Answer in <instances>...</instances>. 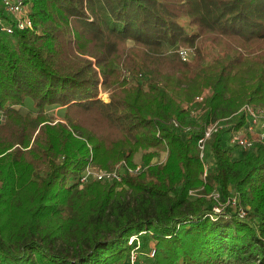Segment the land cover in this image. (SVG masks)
Listing matches in <instances>:
<instances>
[{
	"label": "trees",
	"instance_id": "trees-1",
	"mask_svg": "<svg viewBox=\"0 0 264 264\" xmlns=\"http://www.w3.org/2000/svg\"><path fill=\"white\" fill-rule=\"evenodd\" d=\"M24 2L33 28L0 30V264H130L137 242L151 264H264V145L235 155L240 117L198 146L245 65L264 102V0ZM175 79L213 91L187 132Z\"/></svg>",
	"mask_w": 264,
	"mask_h": 264
},
{
	"label": "rangeland",
	"instance_id": "rangeland-1",
	"mask_svg": "<svg viewBox=\"0 0 264 264\" xmlns=\"http://www.w3.org/2000/svg\"><path fill=\"white\" fill-rule=\"evenodd\" d=\"M24 1V0H23ZM30 6V3L28 4ZM30 12V11H29ZM207 53H208V63H213V61L218 57L219 52L214 45H208L207 47ZM190 54V52H189ZM190 56V55H189ZM258 72V68L252 67L251 65H245L239 72V77L237 80H232L230 86L227 88L226 94L221 97L217 98V102L214 103L215 111H218V116L215 119H210L208 123L204 124H211V125H216L218 126V130H222L225 128L231 127L233 124H236L242 117L244 119V125L242 127L236 128L238 131L231 129L229 131V134L231 132H241L245 133L244 130H246L247 125H249L248 118L246 116L250 115L251 109L255 111V116L260 117L259 120H263L264 117V102H251L248 103L246 102L247 99V88L245 86L247 84H250V82L253 81V78ZM200 82V81H199ZM171 84L174 87V91L176 92V96L180 98H187V100L183 101L181 104L183 108L188 111L187 118L185 121L181 120H175V124L183 129L184 131L190 130V128H194L193 126L195 125V121H201L202 116L207 112V110L210 108V105L208 104V99L213 96V91L210 88V86L207 84L205 86V89L203 92H199L198 87H200L198 82H181L179 79H175L171 82ZM202 84V83H201ZM203 85V84H202ZM103 99L108 98V93L104 92L100 95ZM151 96L148 95L147 98H150ZM152 101L148 102L146 104L147 106L150 105ZM55 115L57 116V110L55 111ZM59 119V117L57 116ZM264 122V120H263ZM262 122V123H263ZM263 125V124H262ZM255 129V128H254ZM217 130V131H218ZM257 132H259V128H256ZM237 149V147H236ZM242 150L237 149L235 151V155L238 156L242 154ZM141 159H142V153L139 152L135 154L134 157V164L136 165V168L138 166L141 167ZM207 164V163H206ZM89 170L93 174H99L100 172H107V171H117L121 165H117L115 168H106L102 169L101 167H98L94 164H91L89 166ZM132 168V167H131ZM139 170L137 169L136 172ZM195 195H191L192 199H195L198 196H205L208 198L207 200H212L214 204H212V207L214 209V206L217 205V200H216V194L217 193H211L210 195H206L200 192L199 189L194 191ZM220 204L223 206L222 211L226 207V203L224 204L222 199H220ZM221 211V212H222ZM220 212V213H221ZM243 217H246L244 215ZM134 236V235H132ZM133 250V249H132ZM137 254L136 256H140L136 260V264H151V258L148 257V255L145 253H140L139 250H136ZM150 256V255H149Z\"/></svg>",
	"mask_w": 264,
	"mask_h": 264
},
{
	"label": "built area",
	"instance_id": "built-area-1",
	"mask_svg": "<svg viewBox=\"0 0 264 264\" xmlns=\"http://www.w3.org/2000/svg\"><path fill=\"white\" fill-rule=\"evenodd\" d=\"M0 5L4 8L5 12L4 15L6 16L3 18L0 16V30L6 34H12L14 32L15 28H18L19 30H26L28 28H33V22L30 17V8L23 0H1ZM180 56L183 61H187L189 59V50L187 49H181L180 50ZM248 118L249 125H247L246 130H244L245 133L241 132H231L228 135L229 143L232 146H235L241 150H249L252 148V144L254 141L260 142L264 145V122L263 120H259L260 117L255 116V111L251 109L250 115L246 116ZM264 117V115H263ZM263 122V123H262ZM263 124V125H262ZM255 128V129H254ZM256 128H259V132H257ZM218 126L211 125V124H205L203 128V136L198 140V146L201 149L200 158L203 159L204 157V151H205V144L208 141V139L218 130ZM238 131V130H237ZM206 164V163H205ZM207 167V165H205ZM122 169V168H121ZM139 170L140 167L138 166L134 171ZM121 171L120 173L117 171H107V172H100L99 174H93L88 169L86 172V176L82 179L85 180L88 176H93L96 180L107 182V180H116L121 181ZM191 195H195L193 191L190 192ZM216 200L217 205L214 206V212L220 213L222 211V205L220 204V195L216 194ZM226 205H232L234 206L236 203V200H228L225 202ZM245 211L243 209H240L239 216L243 217L245 215ZM137 242V239L135 236L130 237V244ZM136 250H139V243L137 242V246L133 248L131 251V258H130V264H136V260L140 256H136ZM154 251L151 252L150 258H153Z\"/></svg>",
	"mask_w": 264,
	"mask_h": 264
}]
</instances>
